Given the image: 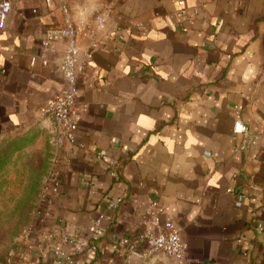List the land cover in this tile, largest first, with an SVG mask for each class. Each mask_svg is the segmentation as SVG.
Segmentation results:
<instances>
[{
	"label": "crops",
	"instance_id": "obj_1",
	"mask_svg": "<svg viewBox=\"0 0 264 264\" xmlns=\"http://www.w3.org/2000/svg\"><path fill=\"white\" fill-rule=\"evenodd\" d=\"M11 1L0 29V169L35 155L43 181L56 179L26 239L31 260L70 251L63 237L87 243L101 218L97 257L75 253L76 264H176L116 252L123 237L154 229L144 219L157 201L161 221L180 230L184 264H264V134L243 146L233 133L235 120L251 135L264 127V0H183L185 14L177 0H69L74 24L107 17L96 47L88 32L79 40L74 145L54 143L42 114L65 86V43L41 45L63 16L43 0Z\"/></svg>",
	"mask_w": 264,
	"mask_h": 264
},
{
	"label": "built area",
	"instance_id": "obj_2",
	"mask_svg": "<svg viewBox=\"0 0 264 264\" xmlns=\"http://www.w3.org/2000/svg\"><path fill=\"white\" fill-rule=\"evenodd\" d=\"M47 8L56 9L63 16L61 27L47 31L41 45L44 50L48 49L52 43L63 41L65 48L59 61L58 70L62 75L65 86L55 96L45 101L42 107V114L49 117L52 121L51 135L54 143L61 144L66 142L69 145L77 143V131L79 128L75 106L78 99V79L82 73V67L77 63V56L80 52L79 40L81 35L88 32L92 41V48L97 46L96 37L106 28L107 17L97 15L94 19L93 26H88L83 22L74 24L69 17V0H43ZM180 12L185 14L183 8L184 1L177 0ZM12 9L11 0H0V29L5 27V23ZM197 10H194L196 13ZM35 59H32L34 63ZM46 65V61L43 62ZM233 133L241 135L243 146H255L260 136L264 134V127L256 134H250L247 128L240 120L233 123ZM242 149L236 148L235 151ZM102 158H104L102 156ZM117 164L113 161L108 164V176L115 179L117 177ZM47 188L56 189V179L54 174L47 179ZM122 204V198L116 197L111 201H106V211L113 212ZM164 208L157 201L149 205L145 224L149 223L154 229H145L135 238L123 237L118 242L117 254L120 256L138 255L141 259H149L162 255L173 259L176 264H184L186 244L181 237L180 230L170 221H161ZM93 230L87 243L79 241L72 237H63V241L70 245L71 250L54 248L51 251V261L49 264H76L74 259L75 253H86L91 259L98 255V247L93 242L102 234V219L98 218L92 221ZM53 234L43 233L41 239L50 240ZM8 264H38L31 259H14ZM40 264V263H39ZM103 264V263H100Z\"/></svg>",
	"mask_w": 264,
	"mask_h": 264
},
{
	"label": "rangeland",
	"instance_id": "obj_3",
	"mask_svg": "<svg viewBox=\"0 0 264 264\" xmlns=\"http://www.w3.org/2000/svg\"><path fill=\"white\" fill-rule=\"evenodd\" d=\"M4 156L0 152V157ZM25 160L19 157L11 169H0V264L31 259L32 245L26 239L35 234L36 221L42 215L43 195L47 193L43 163L35 155ZM155 257L163 263L167 258Z\"/></svg>",
	"mask_w": 264,
	"mask_h": 264
},
{
	"label": "trees",
	"instance_id": "obj_4",
	"mask_svg": "<svg viewBox=\"0 0 264 264\" xmlns=\"http://www.w3.org/2000/svg\"><path fill=\"white\" fill-rule=\"evenodd\" d=\"M97 240H98V239H94L93 242L97 243ZM96 257H97V256H96ZM93 261H94V259H91V260H90V263H92Z\"/></svg>",
	"mask_w": 264,
	"mask_h": 264
}]
</instances>
